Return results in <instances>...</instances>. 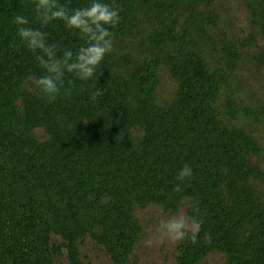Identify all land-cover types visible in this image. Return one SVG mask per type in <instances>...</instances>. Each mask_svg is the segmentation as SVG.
Wrapping results in <instances>:
<instances>
[{
	"label": "trees",
	"instance_id": "trees-1",
	"mask_svg": "<svg viewBox=\"0 0 264 264\" xmlns=\"http://www.w3.org/2000/svg\"><path fill=\"white\" fill-rule=\"evenodd\" d=\"M242 1L264 36V0ZM57 2L72 10L91 0ZM115 3L121 19L111 29L113 51L88 81L66 73L61 95L48 103L38 89L25 88L44 70L18 40L13 17L46 32L58 55L75 53L83 41L62 21L41 27L34 0H0V264H85L86 238L112 264H129L143 233L136 210L155 205L174 215L185 201L202 226L195 244L180 242L177 264H200L212 253L226 264H264V196L253 184L264 173L251 162L259 150L232 125L243 116L254 124L264 119V106L240 109L231 87L246 44L209 31L217 27L215 0ZM201 42L211 46L210 56L221 55L217 68L206 62ZM253 59L264 66V50ZM164 65L178 86L167 107L157 102ZM97 87L103 95L91 102ZM36 129L45 141L35 138ZM185 166L192 175L177 181Z\"/></svg>",
	"mask_w": 264,
	"mask_h": 264
},
{
	"label": "clouds",
	"instance_id": "clouds-1",
	"mask_svg": "<svg viewBox=\"0 0 264 264\" xmlns=\"http://www.w3.org/2000/svg\"><path fill=\"white\" fill-rule=\"evenodd\" d=\"M35 21L46 27L52 21H62L67 30L78 33L83 44L78 50L65 49L62 54L58 46L50 45L46 41L48 35L40 29L28 27L29 20L23 15L13 17L16 25V36L21 44L29 51L36 54V59L44 74L34 82L35 89L41 98L48 103H54L61 95V89L65 86V74H70L79 81H88L96 75L97 68L101 65L106 55L113 51L114 33L111 31L120 22L119 5L112 0H91L86 7L70 10L66 5L57 0H34ZM71 81L64 92L65 96L72 94ZM103 95L101 88L91 94L90 101L95 102ZM192 175L188 166L183 167L175 179L184 181ZM173 191L180 192L177 184ZM194 212L200 209L195 207ZM202 226V220L196 216H189L185 211L161 218L154 228L147 229L148 237L143 241L145 247H153L164 243L177 244L188 240L190 243L197 242V236Z\"/></svg>",
	"mask_w": 264,
	"mask_h": 264
},
{
	"label": "rangeland",
	"instance_id": "rangeland-1",
	"mask_svg": "<svg viewBox=\"0 0 264 264\" xmlns=\"http://www.w3.org/2000/svg\"><path fill=\"white\" fill-rule=\"evenodd\" d=\"M211 10L214 11V15L217 17V27L209 30L212 35L221 40L223 39L221 36L225 34L226 38L232 42L239 41L246 44L244 48L240 49L243 58L238 63L230 79L231 87L237 92L238 107L242 109L252 105L256 107L264 106V66H259L253 59L264 50V36L261 28L253 24L255 18H253L246 3L242 0H215L214 5L210 8ZM145 25L147 24H143V26ZM152 27L157 28V23H154ZM251 36L254 37V42L249 44ZM220 40H218V45ZM130 43L128 42L124 46L132 45ZM200 47L205 52L206 62L211 69L217 68L216 59L221 55L212 53L213 56H210L211 46L205 42H201ZM158 76L160 84L157 89V102L162 107H167L176 98L178 86L170 78L165 65L159 68ZM34 82L35 79L30 78L25 83V88L33 91L35 89ZM240 101L242 104H240ZM224 102L225 98L222 95L217 104L219 111H223ZM220 120L223 124H230L223 113L220 115ZM232 125L250 134L256 142L259 151L252 155L251 162L264 173V119L263 123L254 124L250 118L243 116L240 121L232 123ZM33 133L38 141L46 140L47 136L42 129H36ZM253 184L254 188L264 196V178L254 180ZM188 207V201H185L178 213L182 210L187 213ZM135 215L143 228V233L130 257L129 264H177L176 258L179 254L177 248L180 242L177 244L164 243L153 247H145L143 244V241L149 235L147 229L154 228L161 218L167 219L172 215L163 212L160 207L155 205H150L144 210H136ZM80 250L81 258L85 264H112L109 257L89 238H86ZM60 263L66 264L64 259L56 261V264ZM200 264H226V257L220 253H212L204 258Z\"/></svg>",
	"mask_w": 264,
	"mask_h": 264
}]
</instances>
